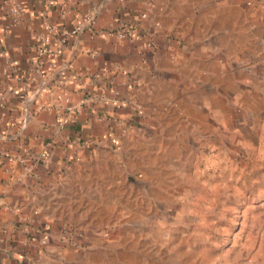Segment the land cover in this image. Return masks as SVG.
I'll return each mask as SVG.
<instances>
[{
	"label": "crops",
	"instance_id": "obj_1",
	"mask_svg": "<svg viewBox=\"0 0 264 264\" xmlns=\"http://www.w3.org/2000/svg\"><path fill=\"white\" fill-rule=\"evenodd\" d=\"M6 1L0 264H89L65 230L96 243L103 217L133 197L129 176L160 179L245 99H264V0H16L14 25ZM80 24L63 45L49 31ZM123 25L135 36L120 38ZM45 39L54 55L39 58Z\"/></svg>",
	"mask_w": 264,
	"mask_h": 264
},
{
	"label": "rangeland",
	"instance_id": "obj_2",
	"mask_svg": "<svg viewBox=\"0 0 264 264\" xmlns=\"http://www.w3.org/2000/svg\"><path fill=\"white\" fill-rule=\"evenodd\" d=\"M237 109L187 163L129 176L132 203L103 217L96 243L72 226L66 245L93 253L89 264H264V99Z\"/></svg>",
	"mask_w": 264,
	"mask_h": 264
},
{
	"label": "built area",
	"instance_id": "obj_3",
	"mask_svg": "<svg viewBox=\"0 0 264 264\" xmlns=\"http://www.w3.org/2000/svg\"><path fill=\"white\" fill-rule=\"evenodd\" d=\"M69 1V0H68ZM68 1L67 4L68 5ZM22 12V8L20 7L19 4L13 2L11 3V8H10V13L14 16L13 17V22L17 23V17L19 16V14ZM68 12V8L66 9H62L61 10V15L63 16L65 13ZM86 23L88 24V26L93 25L94 24V19L93 17L89 16L86 18ZM123 28H127L126 33L123 31L118 32V36L120 38H124L125 36L127 37H133L136 34V28L134 27V25H130V26H125L123 25ZM85 30V26L84 24H80L77 25L76 27H74L71 30H66V29H59L55 26H50L49 27V31L50 33H57L59 34V40H58V44L59 45H63L65 44L68 40L70 39H75L77 37L80 36V34ZM54 52L47 46V39L45 40H41L40 42V46H39V50H38V57H43V56H53ZM42 158L46 157V154H42L41 155ZM65 234V232H64ZM68 234V233H66Z\"/></svg>",
	"mask_w": 264,
	"mask_h": 264
}]
</instances>
